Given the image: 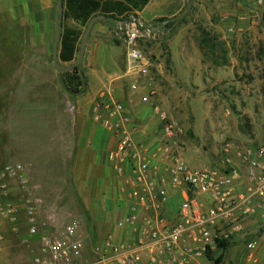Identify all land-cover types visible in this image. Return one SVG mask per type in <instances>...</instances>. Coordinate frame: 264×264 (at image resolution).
<instances>
[{"label":"rangeland","instance_id":"1","mask_svg":"<svg viewBox=\"0 0 264 264\" xmlns=\"http://www.w3.org/2000/svg\"><path fill=\"white\" fill-rule=\"evenodd\" d=\"M7 2L0 0V70L1 64L8 60L16 63V73L23 71L27 64L22 61L29 57L47 55L52 60L54 37L49 48L34 41L24 23L11 16V4ZM154 3L161 11L159 14L148 12L138 16L130 13L120 19L135 16L145 28L157 29L150 38L139 43L151 61L150 80L158 90L152 102H159L171 119L184 129V134L177 140V150L191 167L224 170L230 167L225 151L227 145L250 146L258 144L264 137V2L155 0ZM184 11L187 13L181 17ZM174 20L177 21L173 25ZM57 23L56 15L54 31ZM69 24L79 27L71 21ZM105 26L108 33L101 36L109 48L104 60L90 56L88 61L85 55L80 68L86 85L85 92L80 95L67 92L54 64L53 78L46 83L36 81L38 76L34 72L42 71L36 63L30 65L32 70L28 72L27 82L21 78L12 80L13 72L1 75L0 167L21 162L6 159L12 151L6 149L3 142L10 143L19 154L27 155L44 153L58 143L60 138L55 136L59 130L58 122L69 121L73 128L77 114L71 111V106L76 107V102L81 103L88 114L92 101L107 93L129 109L130 106L140 108L139 93L133 94L130 89L136 78L126 75L124 40L112 26ZM203 31L215 44L213 49L202 43ZM12 47L13 52L5 50ZM13 55L16 58L13 59ZM11 69L10 66L3 68L4 71ZM19 84L24 85L23 89L34 90L30 89L20 100L28 110L11 117L12 86L17 88ZM36 87L51 88L50 94L41 96L36 93ZM47 99L56 107L46 108ZM146 106L150 108V105ZM91 119L94 121V117ZM156 135L161 138L159 131ZM63 156L43 161L30 180L37 186L36 194L43 199L39 215L41 224L52 222L62 227L80 222L83 234L94 246L117 220L114 191L117 180L105 169L85 174L87 168L80 166V161L70 160V153ZM13 195L21 198L16 191ZM97 219L107 220L99 223ZM104 223H109L110 227L105 229ZM26 250L18 235L11 231L4 233L0 240V264L28 262L30 255ZM219 255L217 253L214 259Z\"/></svg>","mask_w":264,"mask_h":264},{"label":"built area","instance_id":"2","mask_svg":"<svg viewBox=\"0 0 264 264\" xmlns=\"http://www.w3.org/2000/svg\"><path fill=\"white\" fill-rule=\"evenodd\" d=\"M118 26L126 45V75L136 78L130 89L156 116L160 145L154 151L131 137L127 127L132 118L125 103L107 93L94 102L95 122L117 142L109 159L122 179L119 190L126 202L114 230L94 246L80 222L62 227L39 222L43 199L36 194L24 164L0 167V215L8 218L11 232H20V219H16L20 207L26 213L21 242L30 260L24 264H194L212 256L216 241L233 242V233L220 229L223 225L238 230L239 219L255 216L264 205V137L238 153L250 182L244 190L238 189L239 173L230 165L224 170L191 167L177 150L184 129L159 102H152L158 90L150 80L151 61L139 46L142 39L151 37L152 29L135 16ZM13 187H18L20 202L10 197ZM172 194L179 197L174 216L169 215ZM3 235L0 219V240ZM258 243L257 239L247 243L249 264H263L254 253Z\"/></svg>","mask_w":264,"mask_h":264},{"label":"crops","instance_id":"3","mask_svg":"<svg viewBox=\"0 0 264 264\" xmlns=\"http://www.w3.org/2000/svg\"><path fill=\"white\" fill-rule=\"evenodd\" d=\"M8 1V4H11V16L21 20L24 24V27L27 28L29 34L34 38V41L38 40L42 46L45 48L50 47V41L55 39L56 37V29L54 31V22L58 11V2L57 0H2ZM155 0H151L149 4L142 10L134 12V14H144L151 12L153 14H159L161 11L159 7L154 3ZM250 1V0H247ZM243 7V11H244ZM224 13V12H223ZM243 13V12H241ZM225 14V13H224ZM121 19V18H120ZM139 19V18H138ZM125 20V19H122ZM140 20V19H139ZM121 20H114L112 24V29L114 32L120 37L119 33V23ZM105 25L106 23L97 22L93 27L90 38L88 41L87 49H86V60L89 61L90 56L92 58L101 57L104 60L105 51L109 48V45L105 42V38L101 35H104L105 32L108 33V29ZM110 26V25H108ZM153 32H156L157 29H152ZM38 38V39H37ZM88 55V57H87ZM22 63L27 64V66L23 69V71L16 73V67H14V76L13 79H19L29 81V70H32L30 65L33 63L39 64V68H41V72H34L36 77L38 78L36 81H42L46 83V81L53 78L52 73V60L47 55H39L38 57H29L24 59ZM63 65V64H62ZM23 84H19L16 88V85L12 86L13 90V105L11 109V117L15 113H19L20 111H27V105L25 103H21L22 96L28 94V91L32 88L23 89ZM34 89H32L33 92ZM36 93L39 95H43L47 97L50 94L51 88L47 87H36ZM19 97V99H17ZM94 100L90 105V110L84 111L83 105L81 103L76 102V107L71 106V111L77 114L76 121L74 122L73 128L71 127V123L68 121H60L58 122L59 130L55 134V136L60 138V141L50 147L46 152L35 154V155H27L23 153H18L16 148L11 146L8 142H3V146L7 149L10 148L12 153L7 156L6 159L12 160L17 159L27 167L29 180H32L33 171L37 170L40 164L43 161L51 160V159H59L60 157L64 158L65 154L70 153L68 157L70 160H78L81 162L80 166H86L87 173H96L98 169H105L108 175H112L114 180H117L115 195L118 207V215L117 220L111 225L109 223H104L105 229H109L107 234L115 228L116 222L120 219V217L124 213V208L126 206V202L124 196L120 194L119 186L121 184V178L117 176V173L114 171L110 159L109 154L112 150L116 148L117 142L113 134H111L106 129L102 128L98 125L95 120L91 119V116L95 115L94 108ZM55 105V104H54ZM52 102L47 99V103L44 106L46 108L52 109L54 106ZM56 107V105H55ZM129 109V108H128ZM130 116L132 121H130L128 125L129 134L131 137L137 142L141 144H146L152 150L156 151V148L160 145V138L157 137L156 132L159 131L158 120L152 110L147 108L145 104H140V108L134 106H130ZM89 116V117H88ZM72 128V129H71ZM156 135V136H155ZM261 141V140H260ZM116 143V144H115ZM257 144H252L250 146H254ZM3 147V148H4ZM249 146H235V145H227L225 149L227 152V159L229 161V165L234 168L239 173V179L237 181V187L240 190H244L249 185V180L246 176V168L243 166L242 162L238 157V153L241 149H245ZM2 150V149H1ZM0 150V151H1ZM228 150V151H227ZM50 152V154L48 153ZM18 153V154H16ZM46 153V154H45ZM61 154V156L59 155ZM65 153V154H63ZM26 162V163H23ZM78 166V165H77ZM89 170V172H88ZM97 179V178H96ZM34 186V185H33ZM37 188V186H34ZM18 192V187H13L11 196L16 201L20 202L21 198H16L13 193ZM115 201V202H116ZM179 204V197L177 195L172 194V200L169 208V215L174 216L176 213L177 206ZM40 211L38 213L37 219L41 223V219L39 218ZM0 219H2V230L4 233L10 231V225L6 219L0 215ZM16 219H20V232L16 233L20 238L25 234L27 224H26V213L23 207H20L19 211L16 213ZM107 219H97V222H103ZM173 220V219H170ZM105 222V221H104ZM47 227L49 225H53L55 223L46 222ZM98 224V223H97ZM43 225V224H42ZM103 226V227H104ZM224 231L233 233V242L229 244V248L224 252L219 250L218 247H213L212 257L214 258L217 253L220 255H224L223 261L221 264H249L247 262V256L249 251L247 250V243L251 240L257 239L258 246L256 247L254 253L259 259L260 262L264 264V205L259 207L255 216L239 219V228L236 230L232 226H224ZM51 231L53 229H50ZM13 233V232H12ZM15 234V233H14ZM23 246V245H22ZM25 247V246H24ZM27 249V247H25ZM27 251V250H26ZM228 252H230L228 254ZM228 254V255H227ZM219 255V256H220ZM194 264H213V261L209 259H199Z\"/></svg>","mask_w":264,"mask_h":264},{"label":"trees","instance_id":"4","mask_svg":"<svg viewBox=\"0 0 264 264\" xmlns=\"http://www.w3.org/2000/svg\"><path fill=\"white\" fill-rule=\"evenodd\" d=\"M150 1L151 0H64L65 10L58 52L61 64L70 66L76 60L79 54V45L82 35L93 16L99 14L105 15L108 21L104 23L112 26L114 20H120V18L126 17L130 13L142 11ZM70 21L74 22L79 27L70 25ZM176 21L177 20H174L172 24L174 25ZM208 36V33L203 31L202 43L207 44L210 49H213L215 44H213V41ZM142 41L143 39L140 43ZM116 43L120 45L119 40H117ZM5 50L13 52V47L12 49L5 48ZM5 58L7 57L5 56ZM12 58L14 59L16 57L13 55ZM15 65V62L9 60L8 63L4 62L1 64L2 70L4 66H6V68L10 66L12 69L11 71L3 70V72L0 70V85L3 84L1 75L5 72H13ZM61 77L63 85L69 94L76 96L85 92V76L80 67L70 72L61 73ZM216 242L218 249L223 252L230 247L229 244H226L224 241ZM208 258L215 264H221L224 255L222 254L214 259L208 254Z\"/></svg>","mask_w":264,"mask_h":264},{"label":"water","instance_id":"5","mask_svg":"<svg viewBox=\"0 0 264 264\" xmlns=\"http://www.w3.org/2000/svg\"><path fill=\"white\" fill-rule=\"evenodd\" d=\"M57 2H58V14H57L58 23H57V27H56V37L54 40V49H53L52 61H53L55 69L58 72L66 73V72L73 71L74 69H76L77 67H80L83 64V61H84V58L86 55V49H87L88 41H89L90 34H91L93 27L95 26V24L97 22H100V21L107 22L108 20H107L106 16L103 14L95 15L90 19V21L88 22V24L84 30L81 41H80L78 57L70 66H63L59 60L58 52H59V42H60V38H61V27H62L63 18H64L65 4H64V0H57ZM189 6L191 7V5H189ZM186 13H187V11H184L182 13L181 17H184L186 15ZM181 17H179L177 20H179Z\"/></svg>","mask_w":264,"mask_h":264}]
</instances>
